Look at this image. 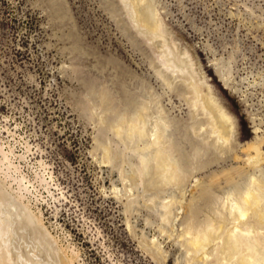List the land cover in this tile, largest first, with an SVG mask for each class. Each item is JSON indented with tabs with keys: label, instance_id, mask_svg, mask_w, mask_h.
Listing matches in <instances>:
<instances>
[{
	"label": "rangeland",
	"instance_id": "374dc122",
	"mask_svg": "<svg viewBox=\"0 0 264 264\" xmlns=\"http://www.w3.org/2000/svg\"><path fill=\"white\" fill-rule=\"evenodd\" d=\"M145 5L165 41L162 50L135 27L120 0H0V145L14 154L9 152L10 161L30 186L26 196L33 209L56 236L54 246L78 255L74 264H160L143 241H157L163 264L187 262L175 236L180 209L177 224L163 226L158 201L152 204L156 210L142 187L133 190L137 205L125 208L132 193L123 191L130 181L121 182L118 162L101 163V144L121 151L101 115L132 114L149 105L151 120L162 119L172 159L194 178L182 197L175 188L164 194L182 204L196 181L244 166L228 154L219 157L204 142L206 131L188 104L183 75L159 72L158 65L169 71L176 66L165 61V53L173 50L183 59L231 116L237 144L264 135V0H145ZM220 182L216 196L234 190ZM248 182L243 177L237 186ZM28 229L20 232L30 233L24 238L42 250L32 239L37 232ZM54 246L58 261L63 252Z\"/></svg>",
	"mask_w": 264,
	"mask_h": 264
},
{
	"label": "bare ground",
	"instance_id": "6f19581e",
	"mask_svg": "<svg viewBox=\"0 0 264 264\" xmlns=\"http://www.w3.org/2000/svg\"><path fill=\"white\" fill-rule=\"evenodd\" d=\"M120 2L135 27L146 31L147 35H151L149 40L156 42V47L160 50L164 49L165 41L156 34H159V31L153 26V18L147 11L145 0H120ZM172 51L165 53L164 59L176 66H171L169 71L164 64L163 66L158 65L160 74L170 77L171 73L178 72L183 75L179 79L190 95L187 99L188 104L193 113L200 117V128L206 131V133L203 132L207 137V139L203 137L204 142H208L207 145L211 146L214 149L212 151H216L219 157L228 154L235 162H243L244 166H234L230 170L224 168L220 172L211 174L207 181H196L190 193V199L185 204L174 196L164 197L165 192L172 188L179 190L181 196L182 190L189 186L190 178L191 180L194 178L183 171L180 165L172 159L173 146H170L165 138L164 122L160 118L155 121L151 120L149 105H147L148 108L146 105H141L132 114L123 113L114 115L112 118L102 115L101 118L99 117L101 124L110 131L107 132L112 134L116 145L121 149L119 151L112 145L101 144V163L108 164V166L110 164L111 167L112 163L118 162L122 167L119 176L121 182L130 181V188H124L123 191L126 193L125 196L127 193L130 195L132 193V197H126L125 208L128 211L139 198L138 192L135 195L139 187H142L140 189L143 192L150 194L149 201H158L150 205L154 203L159 205V218L163 226H171L174 222H178L179 213L177 212L180 209L182 212L179 218L180 231L177 235L173 232L185 253L186 264H264V173L256 174L264 163V135H256L251 142L245 145L237 144L234 140L236 135L231 116L223 110L215 100L216 98H213L212 92L206 93L202 89V84L190 73L189 68L191 67L183 59H179L180 57L177 58L178 55L176 56ZM226 85H228L227 82ZM101 124L100 126L104 127ZM239 150L244 157L239 156ZM203 151L205 152V149ZM9 152L12 153L5 151L0 145V264H74L75 261L77 263L78 255L72 250L69 251V248H66L69 255L66 250L62 248L60 250L56 248L57 245L54 246L58 240L56 241V236H52L44 225L43 214L33 209V205L26 196V194L30 195V186L25 182V178L18 176L21 172L18 174L19 167L17 168L15 163L10 161ZM196 153H199L198 150ZM125 167L127 170L124 169ZM247 168L252 171H247ZM243 177L249 178V182L244 187H238L237 181ZM221 179L233 185L234 190L223 196H216L213 190L219 185ZM214 199H216L215 203ZM154 209H156L155 206ZM24 228L25 230H22ZM26 228H33L37 232V238L32 239L37 241V245L38 241L44 245L39 243L42 250L37 251L34 248L35 245L27 241L30 239L28 238L30 233L27 235L21 233L22 231L27 232ZM172 230L176 231V229ZM36 235L33 236L36 237ZM156 242L143 241V246L149 248L150 254L158 259L160 264H163L166 259L160 245ZM53 246L63 252V257L61 256L58 261L56 257L53 258L56 253L51 254L54 250Z\"/></svg>",
	"mask_w": 264,
	"mask_h": 264
}]
</instances>
